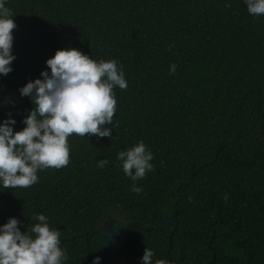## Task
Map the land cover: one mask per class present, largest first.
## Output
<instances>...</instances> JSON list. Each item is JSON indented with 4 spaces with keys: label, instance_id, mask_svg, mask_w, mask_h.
Instances as JSON below:
<instances>
[{
    "label": "trees",
    "instance_id": "obj_1",
    "mask_svg": "<svg viewBox=\"0 0 264 264\" xmlns=\"http://www.w3.org/2000/svg\"><path fill=\"white\" fill-rule=\"evenodd\" d=\"M226 2L7 0L16 58L0 120L11 113L14 131L33 107L19 89L57 49L116 60L127 87L113 89L115 139L68 137V166L0 188V225L14 217L23 232L44 214L64 264H140L145 247L153 264H264V15ZM140 141L154 171L135 193L116 156Z\"/></svg>",
    "mask_w": 264,
    "mask_h": 264
},
{
    "label": "clouds",
    "instance_id": "obj_2",
    "mask_svg": "<svg viewBox=\"0 0 264 264\" xmlns=\"http://www.w3.org/2000/svg\"><path fill=\"white\" fill-rule=\"evenodd\" d=\"M7 0H0V76L13 71L12 53L14 23ZM247 12L253 16L264 15V0H244ZM231 2L225 7H231ZM46 70L40 77L28 81L19 89L21 97H28L32 109L22 119L24 127L14 131L16 120L11 113L0 120V188H29L38 183V171L68 166L70 148L68 137L73 134L97 138L112 137L116 97L113 89H125L124 71L116 60L99 62L73 47L55 50L46 59ZM176 65L170 66L175 72ZM153 154L140 141L130 149L120 151L116 159L124 174L133 181L131 191L139 193L135 182L154 171ZM107 159L98 160L104 168ZM227 199V197H225ZM36 223L21 231L19 221L9 217L0 225V264H64L67 254L60 247L61 231L50 227L44 214L34 217ZM154 252L146 248L140 264H153ZM92 264H101L95 256ZM155 264H170L158 259Z\"/></svg>",
    "mask_w": 264,
    "mask_h": 264
}]
</instances>
